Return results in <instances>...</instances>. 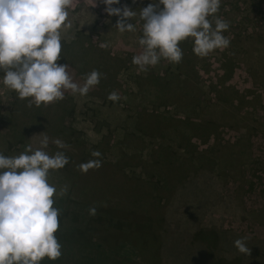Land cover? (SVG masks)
Segmentation results:
<instances>
[{"label":"rangeland","instance_id":"rangeland-1","mask_svg":"<svg viewBox=\"0 0 264 264\" xmlns=\"http://www.w3.org/2000/svg\"><path fill=\"white\" fill-rule=\"evenodd\" d=\"M153 2L113 5L137 12L135 30L120 32L102 0H73L57 63L80 84L92 70L104 74L85 96L67 90L63 100L28 105L0 70V153L20 154L45 126L51 141L94 145L101 157L86 160L105 165L75 182L94 193L88 204L53 197L62 255L41 264H264V0H221L228 48L199 57L189 38L180 63L161 59L141 71L132 63L143 50L139 12ZM34 109L39 121H25ZM240 238L250 254L234 246Z\"/></svg>","mask_w":264,"mask_h":264},{"label":"clouds","instance_id":"clouds-1","mask_svg":"<svg viewBox=\"0 0 264 264\" xmlns=\"http://www.w3.org/2000/svg\"><path fill=\"white\" fill-rule=\"evenodd\" d=\"M109 16L119 17L120 32L134 31L129 22L137 15L128 6L114 8L120 0H102ZM135 2V0H134ZM73 0H0V70L3 83L19 97L32 99L29 104H50L63 100L65 91L85 96L104 76L98 70L85 74L84 83L74 82L67 63L61 60V29L66 23ZM161 5L163 6L161 8ZM221 0H158L139 12L143 35L139 40L142 52L132 63L147 71L161 59L180 63L183 51L180 42L192 38L193 52L206 57L214 50L226 49L230 40L223 35L230 22L217 16ZM108 99H121L113 90ZM41 147L29 144L24 152L6 156L0 153V264H41L47 257L58 260L62 245L56 233L60 227L61 210L54 207V195L63 197L67 186L57 190L50 184V170L63 169L69 158L62 151L49 154L44 149L49 137L43 135ZM54 143L61 149L67 145L60 139ZM93 157H101L94 150ZM100 159L78 165L87 173L99 168ZM95 208L90 209L95 214ZM242 254H250L244 238L234 241Z\"/></svg>","mask_w":264,"mask_h":264},{"label":"trees","instance_id":"trees-1","mask_svg":"<svg viewBox=\"0 0 264 264\" xmlns=\"http://www.w3.org/2000/svg\"><path fill=\"white\" fill-rule=\"evenodd\" d=\"M159 79L161 80V78H159ZM174 80H175V78H174ZM28 105H30V104L28 103ZM36 106H37V104H36ZM64 111H66V110H64ZM30 113H32V114H30ZM30 113H29V115H30L29 119L28 118H25V121L26 120H31L32 119V116H34L33 117L34 120L37 119V121H39L38 118H40V117L38 116L37 110L34 109ZM62 114L58 116V120H62V118L64 117V115H62ZM5 116L7 117L8 120L9 119L11 120L14 117V113H12V111H11V112H8L7 115H5ZM7 119H6V121H7ZM56 119H57V117H56ZM52 121H55V120L54 119L51 120V119L48 118V124L49 125H50V123ZM62 126L60 127L61 129H63V127H64V126L63 127ZM44 129H45V126L41 127L40 131L37 130L38 132L35 133L36 134L35 135L36 141H34L35 143H31L28 140L26 142V144H24V145L21 144V146L24 147V149L22 150V152L25 151V148L29 144L32 146L33 150L41 147L40 141H41L42 137H40V136H41V134L44 135V133H43V130ZM21 130H22L21 135L23 134V136L25 135L24 132H27V130L32 131V129L29 126L26 127L25 129L21 128ZM44 131L47 133V129H45ZM37 135H39V136H37ZM49 142H54V141H51V139L49 138ZM63 142L67 145V147L66 148H63V149L59 148L55 143H49L48 146H47V148L49 146L52 147L51 148V151L48 150L49 153L54 154L57 151H62L69 158V163L63 169L50 171V174H49V177H48L49 183L52 184L51 183V180L56 179V183H54L52 185H54V186L57 187L58 192H59V189H61L64 186H67V189L68 190H67V193L66 194L72 195L73 198H75V199H80L83 203H87V202H89L87 200H89L92 197H94V193H91L90 190L84 191V192L83 191H80L79 190V187H76V183L75 182L78 181L79 184H81L82 181H84L85 183H88L89 182V179H90V176L92 174H90L89 172H87V173L80 172L81 170L79 169L78 164L75 165V163L76 162H79L81 164V163H85V162L89 161V160H86V158L88 159V156L91 155V153L94 151V149H93V146L94 145H91L90 147L87 146L88 148L87 147H84L82 149V151H78L77 148L75 149V148H73L71 146H68V144L70 142H66V141H63ZM6 144H7V142H6V140H4L3 145L6 146ZM82 146H84V145L82 144ZM18 147H20V144H18ZM69 148L72 151H70ZM44 150L46 151V148ZM73 157H75L78 160H75L73 162L71 160V158H73ZM103 166H105V165H103ZM103 166H100V168L102 167L104 169ZM93 169H97V168H93ZM81 176H84V177H81ZM97 188H98V190H100L102 192L104 190L101 187L100 188L97 187ZM54 196L58 197L59 195H54ZM82 196H84V198ZM86 198H88V199H86ZM260 257H264V256L261 255Z\"/></svg>","mask_w":264,"mask_h":264}]
</instances>
